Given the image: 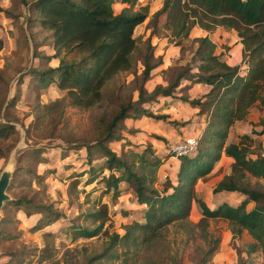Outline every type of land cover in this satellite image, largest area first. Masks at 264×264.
Listing matches in <instances>:
<instances>
[{"label":"trees","instance_id":"trees-1","mask_svg":"<svg viewBox=\"0 0 264 264\" xmlns=\"http://www.w3.org/2000/svg\"><path fill=\"white\" fill-rule=\"evenodd\" d=\"M29 4L35 13L32 19L50 35L54 52L45 58L58 60L55 66L30 68V77H36L42 87L54 82L64 90V106L101 107L92 117L91 134L64 138V148L57 146L60 157L69 151L84 150L83 155L77 153L76 157H81L80 163L85 166L65 174L67 205L74 198L78 210L65 225L69 241L92 237L97 241L67 248V257L63 256L60 262L54 259L52 263L113 264L118 260V264H207L219 240L210 232L208 221L216 218L226 221L231 237L239 236L242 230L249 236L241 246L232 243L236 264H247L246 259L255 252L264 254V155L260 139L251 135L264 132V119L255 123L261 125L259 130L252 129L250 133L239 134L235 141L224 142L229 125L244 119L251 106L264 109V0H161L148 19L149 33L141 42H137L133 31L146 18L147 3L31 0ZM194 25L206 31L216 26L234 30L241 43L240 62L230 64L221 59L220 53H215V43L207 35L189 37ZM161 32L168 42L178 45L177 61L185 56L186 49L190 54L182 63L161 69L165 84L158 83L147 90L144 83L151 69L160 63L150 39L152 35L160 36ZM183 38H189L188 43ZM2 44L0 37V49ZM242 64L245 67L240 71ZM122 73L131 77L123 80ZM181 79L208 85L202 96L188 98L185 93L179 96L196 106L197 114L205 115V124L196 136L195 150L177 156L174 180L167 174L158 180L157 168L168 153L157 155L149 141L138 145L123 139V131H134L126 127L124 119L141 115L165 119L167 114L153 113L143 104L157 95H172ZM14 132L12 123L0 121V157H5L10 150L11 143L5 144V141ZM151 136L164 140L158 134ZM119 140H122L120 149L116 151L109 143ZM254 142L255 148L251 146ZM30 152L36 155V164L47 160L39 147L31 148ZM221 153L229 156L231 162L228 172L212 185L211 192L235 191L241 197L234 204L221 201L211 207L196 194L194 186L211 170ZM15 171L17 168L13 174ZM25 171L37 184L45 181L53 170L45 167L41 171L36 168H25ZM100 182L99 194L89 204L90 190L85 191L83 187ZM120 184L124 189H131L136 203L142 207L141 220L123 224L122 233L112 229L107 203L100 197V193H110L117 198L122 190ZM81 193L83 197L79 200ZM250 201L253 205L246 208ZM85 202L87 206L82 208ZM7 204L15 206L26 217L40 215L38 223L31 225L32 230L65 218L61 208L39 187L30 194L9 199ZM191 209H198L195 221L188 217ZM121 210L126 215V210ZM15 217H0V239L4 224L19 219ZM42 236L38 260L45 259L53 246L51 231L43 230ZM22 249L4 252L7 258L0 260V264H21Z\"/></svg>","mask_w":264,"mask_h":264},{"label":"rangeland","instance_id":"rangeland-1","mask_svg":"<svg viewBox=\"0 0 264 264\" xmlns=\"http://www.w3.org/2000/svg\"><path fill=\"white\" fill-rule=\"evenodd\" d=\"M24 1L26 3L21 2V0H0V37L3 41L0 49V121L7 120L15 126L14 134L5 141V144L11 143L12 146L5 157H0V174L6 168L9 173L7 176L8 184L5 188L7 198L2 201L0 217L3 215L11 218L21 216L18 220L14 219V221L4 224V233H1L2 237L0 239V260L7 258L3 254L7 250H18L22 247L20 256H22L23 262L21 264H54L52 260L58 259L60 262L63 256L64 258L67 257L65 253L67 248L71 249L74 246L79 247L81 243L89 244L97 241L95 237L78 238L73 242L69 241V234L65 231V225L68 223L67 219L76 214L78 210L74 198L71 200L72 204L67 205L65 188L68 179L65 178V174L72 169L64 171V165L69 166L71 163L64 161V157H60L58 147L64 148V138H78L91 134L94 130L92 117L100 111L101 107L93 106L82 109L74 106H64V90L57 88L54 82L42 87L36 77H30L28 72L30 68L44 69L47 66H55L58 60L57 57H50L49 60L45 58L46 55L50 56L54 52L50 44V35L48 31L40 28L36 20L32 19L35 13L29 4L31 0ZM141 1L148 3L149 7L146 18L134 28L133 34L136 36L137 42H141L148 35L150 26L148 19L152 12L158 8L159 0ZM156 37L152 35L150 39L155 47L162 42L160 40L165 36L161 32V35ZM188 39L183 38V42L188 43ZM220 47L224 48V45ZM189 52V49H186L184 59L189 57ZM155 53L157 54V48ZM130 77V74L125 73L120 75L123 80H128ZM154 82L155 79L150 80L148 86H152ZM253 107L251 115L256 122L261 118L264 119V109H258L256 105ZM182 110H184V116L181 115V118L188 120L187 129H189L188 132L192 133L198 127L199 119L194 118L192 114L190 115V111L187 108ZM180 121L178 120V122ZM250 122L253 124L252 121ZM143 125L148 130L144 131L146 135L143 137H148L151 143L153 142L155 149L161 150L165 148L164 152H167L170 156H174L170 152V147L182 141L184 136H187L186 134L177 136V132H180L178 128L181 125L170 124L167 120H153V118L147 117ZM151 134H158L164 140L155 139V141ZM140 137L142 136L140 135ZM110 145L118 151V142H113ZM254 145L255 142L251 143L253 148H255ZM34 147H39L44 151V154L48 156V163H35L36 155L30 152L31 148ZM71 156L73 157L74 155L71 154ZM71 156L68 158H71ZM67 160L71 162L73 158ZM73 161L72 167L75 170H80L85 166L79 160ZM173 162L172 159H167L161 165L162 167L159 165L157 176L159 174L160 178H162L165 172L169 173L173 178ZM219 163L220 166L221 164L226 166V162L219 161ZM44 166H54L50 167L53 171L46 176L45 181L43 179L41 183L38 181L36 184L25 171V168H36V170L41 171L45 168ZM15 168H17V171L13 174ZM223 170L222 167L213 166L206 175L200 178L197 186L200 188L201 193L203 191L207 193L203 197L207 204L210 203L211 197L217 196L211 192L210 185L215 184L224 176L225 172ZM100 184L101 182L84 185L83 190H90L87 201L89 204L99 194ZM78 186L79 188L82 187L81 182ZM91 186L95 188L92 189ZM37 187L42 188L54 205L61 208L65 218H60L40 229L32 230L30 228L31 225L34 222L38 223L37 219L40 215L31 214L26 217L19 210H16L15 206L7 204V202L17 195L30 194ZM82 197L83 193L79 194V200H82ZM100 197L107 203V212L112 221V229L118 233L123 232L121 227L123 224L139 217V212L135 207L127 209L128 215L126 217H122V210H119L121 206H128L129 191L124 192L126 201L124 199L118 201L117 198L111 197L110 193L102 195L100 193ZM224 198L232 204L236 200L234 195L232 197L225 196ZM252 205L251 201L247 202L246 208H250ZM86 206L87 203L83 204L82 208ZM188 217L193 221L197 220L198 209H191ZM208 228L219 240L217 249L207 264H236L237 257L233 245L241 246L242 243L248 241L249 236L247 233L242 230L239 236L231 237L226 221L220 218L210 219ZM43 230L52 232L51 241L53 246L49 248L45 259L38 260V249L42 245ZM242 256L246 258L244 254ZM246 261L247 264H264V254L260 253V251L255 252ZM118 263L119 261L116 260L113 264Z\"/></svg>","mask_w":264,"mask_h":264},{"label":"crops","instance_id":"crops-1","mask_svg":"<svg viewBox=\"0 0 264 264\" xmlns=\"http://www.w3.org/2000/svg\"><path fill=\"white\" fill-rule=\"evenodd\" d=\"M140 2H142L143 4L146 2H143L141 0H138ZM141 3V4H142ZM148 4V3H147ZM161 4V0L158 1V7ZM202 35H207L214 43H215V53H220V58L225 60L227 63L230 64H234V63H239L240 62V53H241V43L239 41V37L237 36L236 32L234 30L231 29H227L225 27L222 26H216L215 28H213L212 30L206 31L202 28H200L197 25L192 26V28L189 31V37H193V36H202ZM155 36V35H154ZM156 37V36H155ZM157 38V37H156ZM162 41V42H161ZM161 43H158V45L153 49V53L154 55H159L160 56V63L156 66H154L150 73V77L145 81L144 86L147 90H151L153 88V86L155 84H165V81L162 79L160 71L161 69L166 68L169 65L175 64L177 62L182 63L185 59V56L178 60V56H179V47L178 45H174L171 44L170 42H168L166 40V37L162 38V40H160ZM220 43H222V45H220ZM224 48L220 47L223 46ZM157 48V54L155 53V49ZM244 65H240V69L241 71H243L244 69ZM152 79H155V82L152 84V86H148V82ZM208 89V85L202 83V82H191L189 79H181L179 84L176 86V89L173 91L172 95H157L155 97L154 100L150 101V102H146L143 105L145 107H147L150 111H152L153 113H165L168 116L165 119H157V118H153L150 116H146V115H141L138 118H130V117H126L124 119V124L126 125V127H130V128H134L133 132H128V131H123L122 134L124 136L123 139H127L130 142L134 143V144H139L142 145L140 143H144L145 141H149L151 142V140L148 137H143L146 135V132H144L145 130H147L144 125L143 122L145 121V119H147V117L149 118H153V120H181L180 122H183V124H177L176 126L181 125L180 128H178L177 132V136L179 134L181 135H192V136H197L200 131L202 130L204 124H205V115L202 114H197V107L196 106H191L189 105L186 101L180 99V95L182 93H185L188 98H192V97H197V96H202ZM159 105L161 106L159 108ZM254 106V105H253ZM253 106L250 107L246 117L244 119H240V120H236L234 121L232 124L229 125L228 129H227V133H226V137L224 142L228 143V142H232L235 141L237 139V136L239 134H243V133H250V131L252 129L254 130H259L261 125L260 124H255L256 120L255 118L251 115L252 113V108H254ZM187 108L188 111H190V115L192 114L194 116V118L196 117L197 119H199V122L197 123L196 129L194 131H192V133L188 132L189 129H187V125L188 120H184V118H181V115H183L184 110H182L181 108ZM252 121L253 124L250 122ZM244 127V128H243ZM258 127V128H257ZM148 131V130H147ZM148 133V132H147ZM135 134V135H133ZM140 135L143 137H140ZM252 136H257L260 141H261V152L264 155V132H261L259 134H252ZM130 136V137H129ZM184 136L183 138L187 137ZM153 138V137H152ZM122 139V140H123ZM156 138H154L155 140ZM122 140L119 141H113V142H118V144H120V142ZM156 140H160V139H156ZM155 140V141H156ZM142 141V142H139ZM179 141V140H177ZM113 142H110L109 145ZM153 143V142H152ZM151 143V144H152ZM154 144H152L153 146ZM111 146V145H110ZM154 147V146H153ZM114 150H116L115 148H113ZM119 149H120V145H119ZM118 149V150H119ZM155 153L157 155H161L164 153L165 148H162L161 150H157L155 149ZM117 151V150H116ZM81 156L84 154V150L82 148H80L79 150H77V152L75 151H69L67 155L64 156V161L71 163L69 166H65L64 165V171L68 170V169H72L75 170L72 167V163H74L73 160H79L81 161V157H76L78 154ZM71 154H73L74 156L72 157ZM45 155V154H44ZM46 156V155H45ZM71 158H68L70 157ZM48 157V156H46ZM73 160L70 162L67 159H72ZM66 159V160H65ZM170 160L172 159L173 162V167H174V176L173 178L170 176L169 173H163V177L167 174L172 180H174L175 178V171L178 165V158L177 156H168L166 160ZM48 160V158H47ZM45 161L48 163V161ZM164 161V162H165ZM219 161H223L226 162V166H223ZM65 162V163H66ZM163 162V163H164ZM231 162V158L229 156L224 155L223 153L220 154V157L218 158V160H216L213 163V166L218 167L224 169L223 171L225 173L228 172V165ZM162 163V164H163ZM43 164V163H42ZM161 164V165H162ZM160 165V167H162ZM212 166V167H213ZM44 167H54V166H44ZM71 171V170H69ZM224 173V174H225ZM160 178L159 174H158V180H162L163 179ZM200 179H198L195 183V192L198 196H201L202 198L204 197V194L207 193H201V191L199 190L200 188H198V183H199ZM213 184L210 185V188L212 187ZM120 187L122 188V190L120 191L117 200L120 201V199H124V192L129 191V195H130V199H129V204L128 206H121L119 210L124 209L126 210V215H122V217H126L128 214V210L131 207H135L137 209V211L139 212V217L135 218L136 220H141V205H138L135 201V197L133 195V192L131 191V189H124V185H120ZM216 197H211V201H210V206L214 207L216 204L220 203L221 201H226L228 202L224 197L225 196H231L234 195V198H236V200L234 201L237 202L240 199V194L235 192V191H225V190H221L218 191L216 193ZM236 195V196H235ZM125 200V199H124ZM126 201V200H125ZM230 203V202H228ZM233 203V204H234ZM232 204V203H230ZM120 212V211H119ZM21 213V212H20ZM19 219L21 216H18Z\"/></svg>","mask_w":264,"mask_h":264},{"label":"built area","instance_id":"built-area-1","mask_svg":"<svg viewBox=\"0 0 264 264\" xmlns=\"http://www.w3.org/2000/svg\"><path fill=\"white\" fill-rule=\"evenodd\" d=\"M197 144V138L196 136H187L183 138L182 141L177 142L176 144L172 145L170 147V152L174 156H180V155H188L192 153Z\"/></svg>","mask_w":264,"mask_h":264},{"label":"water","instance_id":"water-1","mask_svg":"<svg viewBox=\"0 0 264 264\" xmlns=\"http://www.w3.org/2000/svg\"><path fill=\"white\" fill-rule=\"evenodd\" d=\"M7 176H4L3 172H1L0 174V207H1L2 201L7 198V195L5 193V188L8 184Z\"/></svg>","mask_w":264,"mask_h":264},{"label":"bare ground","instance_id":"bare-ground-1","mask_svg":"<svg viewBox=\"0 0 264 264\" xmlns=\"http://www.w3.org/2000/svg\"><path fill=\"white\" fill-rule=\"evenodd\" d=\"M3 174H4V176H7L9 173H8V169L6 168V169H4V171H3Z\"/></svg>","mask_w":264,"mask_h":264}]
</instances>
